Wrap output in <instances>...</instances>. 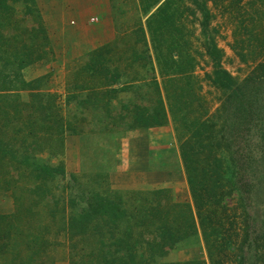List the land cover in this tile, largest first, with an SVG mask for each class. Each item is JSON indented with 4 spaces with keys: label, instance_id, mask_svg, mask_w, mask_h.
Listing matches in <instances>:
<instances>
[{
    "label": "rangeland",
    "instance_id": "obj_1",
    "mask_svg": "<svg viewBox=\"0 0 264 264\" xmlns=\"http://www.w3.org/2000/svg\"><path fill=\"white\" fill-rule=\"evenodd\" d=\"M30 4L0 7V67L7 68L5 60L16 55L40 57L19 70L32 86L17 83L15 91L7 90L14 96L0 98V139L7 145L0 152V264H198L208 263L209 245L220 250L213 258L219 264L241 259L256 264V244L263 243L256 241L252 222L258 227L264 222V197L254 200L250 192L255 195L259 187L242 188L240 194L227 184L213 186L221 182L200 184L197 194L208 206L197 211L180 139L192 135L188 125L197 120H211L223 135L229 130L226 119L236 105L227 99L231 91L212 82L215 69L225 70L234 79L233 90L245 86L247 108L254 101L258 108L251 110L250 128H235L232 149L240 151L242 164L260 167L254 158L264 154L257 140L264 125V77L258 70L264 64V0H110L117 39L91 52L94 56L74 74L81 98L70 100L74 106L67 95L73 83L55 69L53 43ZM158 9L162 22L153 16ZM209 41L222 53L218 67L207 54ZM50 70L53 75L45 77ZM115 71L123 89L115 90L113 101H96L98 77L114 84ZM127 81L135 83L128 87ZM39 93L55 101L32 96ZM98 109L113 112V121H98ZM81 132L73 146L71 139ZM22 138L37 163L58 172L38 179L30 165L19 164L15 157L23 154L10 147L22 152ZM223 191L220 200L216 196ZM82 214H88L86 224H79Z\"/></svg>",
    "mask_w": 264,
    "mask_h": 264
},
{
    "label": "trees",
    "instance_id": "obj_2",
    "mask_svg": "<svg viewBox=\"0 0 264 264\" xmlns=\"http://www.w3.org/2000/svg\"><path fill=\"white\" fill-rule=\"evenodd\" d=\"M144 2L146 1H143L142 3ZM167 2L168 1H165L163 4L167 5ZM143 10L146 11V9H143ZM157 11H156L157 13L154 14L153 16L154 17L157 16V18L160 19V21L162 22L165 19L161 17L160 9H158ZM202 13H203L205 21H207L209 13L206 11L205 7H203ZM41 32L44 35H46L42 27H41ZM94 54L92 55L90 54L89 59L92 58ZM207 54L213 60L215 66L218 67L222 53L217 50L216 45L212 41L208 42ZM102 58L103 57H101L100 60H103ZM39 59H40L39 56L37 57L35 56V58L32 59L29 56V54L24 53L22 56L16 55L12 60L10 58L5 60L7 64V68H4V69H8L9 72L8 73L4 72V69L0 67V98L3 96H9V97L14 96V93H11L10 95L9 93H7V90L15 91L17 83L20 84V87L22 86L25 87L29 84L30 85L29 88H30L32 86L31 83H27L24 80H22L19 70L25 68L27 65L31 64V62L33 61H38ZM15 60H17V63H14ZM172 63L175 67L179 65L177 61H175L174 59H172ZM11 67L13 69H11ZM260 69L263 70V73H261V76L264 77V64H261L258 66L259 71ZM93 71L95 72V68ZM168 80H171V79H168ZM14 81H16V84L14 83ZM212 82L215 86H218L221 89H225V91H231V94L228 95L227 99L233 100L231 102H234L236 107L234 108L233 113H231L232 115L230 119H226V124L229 130L226 132V128H225L224 135L221 134V132L214 131L215 124L211 122V120L203 121L202 123H199L198 122L199 120H197V121L191 122L188 125L191 127L190 130L193 131L192 135L187 136L185 138L182 136L180 139L181 140L180 159H181L182 166L184 169V174L186 176L187 184L189 186L190 192L192 193L194 201L196 203L197 211L199 212H201V210H203L204 208L206 209L208 205H207V202L201 203V201H203L202 195L197 194V187L200 184L206 185V183L208 182H213V183L221 182L213 186H218L221 184L230 185L231 190H233L232 192L237 191L238 193L240 192V194L242 192V188L245 192H247V190L250 191V189H253V186L257 184V186L260 189V192H256L255 195H254V192H250L251 194V195L249 194L250 198L253 196L254 197L253 199L255 200L259 198L261 195H263L264 197V154H258L257 157L254 158V162L256 161L260 162V167L259 166L254 167L252 164H250L249 161H248L249 167H247L246 163H243V164L241 163V160H243L242 159L243 157L240 158L241 157V154L239 153L240 151H237V149L236 150L232 149L233 148L232 143L234 141L233 137L236 135L237 129L244 128L245 130H247L248 128H250L251 121L249 117L253 116L255 113V110L258 109L257 107L256 108L254 107L256 103L254 101L247 108L246 104H248V101H244L245 92H246L244 91L245 86L244 87L238 86L235 88L236 90H233L232 87L235 85L234 79L225 70L215 69L213 73ZM4 83H6V86H4ZM165 83L166 84L168 83L167 79H165ZM32 96H37V97L42 96V97H45L46 100L48 99V101H55L54 97L47 93H39L38 95H32ZM51 103H52V112L55 114L56 107L54 105V102H51ZM20 104L25 105V103H22V102H20ZM259 106L261 108L263 107L261 105ZM252 109H254L253 114L251 111ZM170 111H172L171 107H170ZM57 123H59V127H60L59 130L62 133L65 130L63 127V124L60 121H57L54 124H57ZM154 125L160 126L161 124L158 121H156ZM235 128L237 129L235 130ZM260 131H261V134L257 138L258 144L264 145V125H262V127L260 128ZM20 133H23V135H26L24 132H19V134ZM193 137L196 138V141H194ZM22 139H23V145L26 146L22 148L23 149L22 152L16 149V145H15V148L10 147V150L13 149L15 153L23 154L21 156L20 155L17 156V158L15 157V160H18L17 162L19 164H22V165L27 164L26 166H24L26 168H29V165H30L31 171H34L31 174L34 175L36 178L38 177V179L44 176V174L48 176L50 174L49 173L50 171H52V174L58 172L57 170H54L52 168L47 170L49 166L37 163L35 156H34L35 154L33 153L34 149L32 148L31 145L30 146L26 145L27 142L24 141L25 138H22ZM12 141L16 142V140H12ZM195 143L201 144L200 145L201 150L195 149L196 147ZM5 145L4 143L1 142V139H0V152H1L2 147ZM231 150H233V152L229 154V159H230L229 163H227L226 161L224 162L225 154ZM202 159L204 161L201 164ZM224 163H226L229 166L227 168H223L225 166ZM230 165H232V167H230ZM60 173H63V171H61ZM200 177H201V182L199 183ZM246 178H254L260 181L256 183H250V182H246L245 180ZM225 196H226V192L223 191L216 197H219L220 200H223V197ZM210 197H213V196L209 195V198ZM250 198L248 197L246 199H250ZM218 205H219V202H218ZM85 215H88V214H85ZM85 215L83 214L81 215L79 224H82L84 222L83 220L85 219L84 218ZM83 227L85 226H82V228ZM252 227H255L253 228V230H255V236L257 238L256 241H261L263 243V245L256 244L258 246L256 249L257 250L256 251L257 252L256 253V264H264V222L260 223L258 227L256 225V222L253 221ZM221 245L222 244H220L219 247ZM216 251L220 252V250H218L217 248L215 250L212 249V246L210 245L207 248L209 264H219V262L214 261L213 259ZM112 254L109 255V257H113ZM146 260H150V259L146 258ZM208 263H206L205 261H198V264H208ZM239 264H244L243 259L239 261Z\"/></svg>",
    "mask_w": 264,
    "mask_h": 264
},
{
    "label": "crops",
    "instance_id": "obj_3",
    "mask_svg": "<svg viewBox=\"0 0 264 264\" xmlns=\"http://www.w3.org/2000/svg\"><path fill=\"white\" fill-rule=\"evenodd\" d=\"M5 1L0 0V7H3L4 10L13 9V4H17V8L19 9H24L26 5L32 4L38 18H40L42 22L41 25H43V29H45V34L53 43V54L55 58H58V65L55 66V69H58L57 72L63 70L66 75V81L67 78L70 77L71 82L69 83H73L69 89L72 92H68L67 95L69 98L68 102L74 106L75 102L72 103L70 100L80 101L81 99L77 94L79 93V87L73 77L74 74L85 67L86 63L89 61L91 52L96 51L98 47L109 45L117 39V33L112 24V5L110 4V0H28V3L25 2V0ZM93 18H96L98 21L96 23L92 22ZM90 19L92 20L90 21ZM91 24L93 26H90ZM71 41H73L72 44L70 43ZM93 68L95 67L93 66ZM116 68L117 66L113 67L114 70ZM53 73L54 72L50 70L49 73H44V76L49 77L53 75ZM112 74H115L113 77L115 80L114 84L101 76L98 77L97 87L93 90L94 98L100 97L96 99V101H113V97L116 96L115 90L123 89V86L119 84L121 78V76H119L120 71H115ZM127 82L125 86L128 85V87L131 83H135ZM31 92L35 93L37 91L32 90ZM110 114L111 116L108 115V112L104 113V111L98 109L96 119L99 121L104 118L112 117L113 121V112ZM115 116H117V114H115ZM103 126L100 125V127L95 130L94 136H96ZM106 132L107 137L110 138L113 130L109 129ZM82 133L83 132L78 135L75 134L76 136H74V139H71L73 140V146L75 144L76 146L78 145V138L84 135ZM136 133L139 135V132L136 131ZM124 136L129 137L130 135L125 134ZM141 136L144 137V134L141 133ZM66 146V149L69 151L71 148L73 149L71 142H67Z\"/></svg>",
    "mask_w": 264,
    "mask_h": 264
}]
</instances>
